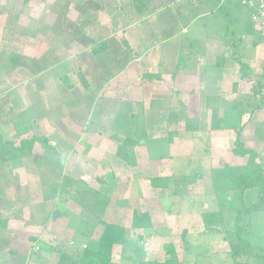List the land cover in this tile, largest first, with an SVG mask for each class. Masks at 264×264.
<instances>
[{"label":"rangeland","instance_id":"obj_1","mask_svg":"<svg viewBox=\"0 0 264 264\" xmlns=\"http://www.w3.org/2000/svg\"><path fill=\"white\" fill-rule=\"evenodd\" d=\"M112 6L121 7V3L116 4L110 0H0V148L4 147V154H6V151L17 148L20 140L44 137L64 158V162L61 163L62 158H56L36 143L32 156L17 158L18 155L11 154L10 162L0 161V216L11 220L10 226H13L11 231L18 227L21 232L20 234L12 233L11 237L15 236L16 238L12 237V239L16 241L14 243H17L12 249L17 247V253H20L25 245L23 242L31 243L25 230L27 226H33L31 231L39 232L43 230L39 227L45 223V225H51V228L49 233H44L47 236V239L42 238L44 243L47 240L60 248L71 247L72 249L65 250L64 255L75 261L77 256L75 249L84 243L98 240L103 231L100 221H104L119 223L127 232L124 245L112 248L113 264H119L124 252L133 248L137 234L147 236L143 245L148 258L162 261L168 257H174L184 264H232L233 261L228 254L234 233L235 213H226V226L225 229L221 228L224 231L213 233L204 230L198 213L202 209L204 211V207L213 211L218 208L219 201L211 180L212 170L224 164L238 165L239 158L232 153L234 132L229 126L226 127L229 121L235 123L238 116L236 111L221 108L217 119L212 121L211 113L206 109L204 102L209 95H216L227 103L241 101L244 97L248 99L251 96L252 84L258 80L259 75H256L253 70L254 74L249 71L248 78L242 79L239 68L238 73L235 71L230 74L232 77L230 81L222 80L223 76L219 73L208 75L210 78L203 83L204 89H198L203 113L198 120V130L194 132L197 138H193L191 132H186L192 137L194 147H192L191 155L196 157V163H191L194 158L189 156L172 160L173 167H182L178 169V175L173 171L174 175L169 177V187L165 191L157 192L156 195L151 193L153 199L148 206L142 202L138 204L134 201L133 185H129L130 182L126 181L127 177L136 178L138 177L136 174L140 175V173V176L145 177L149 173L152 179L160 178L157 177L156 167L145 172V175L142 174L139 170L140 165L137 164V158L140 160L142 153L137 150L140 148L141 141H144L143 146L149 148L148 157H155L159 151L161 156L168 155L162 153L163 142L167 141L164 137L168 133L161 137L154 128L152 129L155 132L154 136L148 135L144 138L136 135L137 130H145V118L147 117L148 120L152 117V111L156 115L164 111L161 115L167 116L166 124L173 125V129L178 126V129L182 130L184 124L178 110L179 95L169 94V97L171 96L169 102L167 99V101L161 100L160 103L151 104L148 101L151 100L149 97L143 99L144 104H141V101L130 103L131 100L126 99H132V97L126 89L125 80L129 81V76L133 77L134 81L139 80L140 76L144 79L142 71L148 63L150 67L160 69L159 73L155 74H161L163 79H168L170 75L165 70L167 67L164 65V58L157 54L149 53L148 58H142L140 61L136 60L137 57L133 53V56H126L125 48L128 43L122 36V29L125 30L127 26L124 23L117 24L115 40L110 37V29L114 30L113 27H115L111 24V20H115L110 12L111 10L114 12L115 7ZM121 11L125 12V9ZM123 18L127 17L124 15ZM141 25L142 22L136 28L140 30ZM232 28V26L228 27L224 33H230ZM143 29L147 31L144 35L149 40L153 31L148 26ZM78 30L86 36H91L97 46L101 40L108 42V48L110 45L115 48L117 44L120 53L116 55V62L119 66H124L125 60L127 62L129 60L131 68H134V71L130 70L133 73L122 76L119 74L121 77L118 76L119 80L115 79L114 82L112 78L100 79L101 69L98 63L96 64L91 49L86 48L75 37ZM261 31L264 35L263 26ZM130 35L132 37L130 44L133 45L135 39H138V34L130 32ZM247 35L252 40L253 35L248 31ZM257 46L259 51L264 53V39ZM250 48L255 47L251 44ZM107 50L115 59L113 51L110 48ZM22 59L26 62H22ZM100 61L99 57L98 62ZM34 62L40 63L41 67H46L33 76L29 73L28 67L33 66ZM60 74L66 75L69 87L59 78ZM153 75L148 76L156 79ZM205 75L203 71L200 73L201 78H206ZM80 77L91 86V89L83 86ZM179 90L181 94L189 91L182 88L178 89V93H180ZM232 93L234 96L231 97ZM136 97L134 99L138 98ZM123 99L130 104L121 105ZM259 105L261 109H256L250 114L243 112L240 121L244 126L243 129L246 127L249 130L243 133L245 145L253 147L254 151L260 149L258 153L262 154L260 161L264 167V146L260 148L262 143H257L261 141L262 136L264 140V98L263 102L259 99ZM249 106L253 108L254 104ZM197 110L198 107L195 106L194 113ZM130 111L135 114L131 121L133 125L130 123L127 129L130 131L123 135L121 133L126 131L122 130L120 133L115 127L128 119L124 114ZM26 119L31 121L30 128L26 124ZM255 127L261 129L254 131ZM128 140H133L134 144H126ZM124 144L127 145L125 151L132 152L135 158V164L128 165L126 174H122L124 172L122 168L117 170L112 167L117 160H111V153H109L117 148L114 156L116 158L118 146ZM168 144L165 143V146ZM217 144L220 145L221 151L217 149ZM204 152L208 155H203ZM47 158H50V161H47ZM144 159L145 156H142L141 161ZM168 159L170 157L166 160ZM194 174H198L195 180H200L201 184H196L194 181L182 187V178ZM93 188L98 189V200L103 203L88 209L82 199L95 197ZM196 193L198 195H195ZM247 193L246 198L244 196V202L251 203L256 190H249ZM72 208L73 211L75 208L79 210L71 215L79 216V224L82 226L71 232L73 241L70 242L68 233H64L62 228L67 227V224L74 225L73 220L70 222L69 217L64 218L61 224L56 222L55 227L52 223L55 215L60 211L63 213ZM177 209V217L165 214L166 211L175 212ZM134 210L140 212L149 210L152 220L150 229L144 231L132 229L131 220ZM190 210H196L197 212L194 213L198 215L193 216ZM244 223L247 227L244 238L254 246L264 247V214H251L245 217ZM183 232H185V243L182 239ZM22 233H24L23 237H21ZM5 237L10 239L11 245L13 241L9 235ZM166 244L174 246L173 253L163 249V245ZM9 247L11 246L7 242L3 257L0 251V264H9V259L11 260ZM62 257L61 254L60 262ZM249 262L247 264H251V261Z\"/></svg>","mask_w":264,"mask_h":264},{"label":"crops","instance_id":"obj_2","mask_svg":"<svg viewBox=\"0 0 264 264\" xmlns=\"http://www.w3.org/2000/svg\"><path fill=\"white\" fill-rule=\"evenodd\" d=\"M103 1V0H102ZM116 2V4L121 3V7H115L114 12L111 14L114 16L115 20H111V24L115 27L114 30L110 29V37L115 40L114 34L117 31V24L120 25V23H124L127 28L123 32V38L128 43L126 44L125 52L126 56L134 54L135 57H137L136 60L140 61L142 58H148V54L161 56L164 58L165 62L164 65L167 67L166 72L168 73L169 78L163 79L161 77V74H155L159 73L158 68L150 67V64L148 63L147 67L142 71L144 74V79H142V76H140L139 80H133V77L129 76V81L125 80L126 89L128 92H130L132 99L126 98L131 100L130 103L138 102L141 104H144L145 98L149 97L151 100L149 101V104L153 102L160 103L161 100L170 101L171 96L169 97V94H175L179 95L180 100L178 102V110L179 115L183 117L185 115L189 118H197L200 120L201 114V103L200 100L201 97L198 95V89L203 88L206 81L209 80L211 73H219L221 74L222 80L230 79V74L232 72L238 73V64L233 59L232 53L234 52L236 57L246 66L248 67L249 71L253 73V70L256 72V75L258 74L261 76L264 68V53H261L259 51V46L255 47L254 49L250 48V45L252 44L251 38H248L247 31L250 32V15L249 12L242 7L238 0H110ZM113 7V6H112ZM113 7V8H114ZM121 9H125V12L121 11ZM123 14H120V13ZM141 12V13H140ZM120 14V16H118ZM127 17L126 19L123 18V16ZM122 17V18H121ZM123 20V21H122ZM142 22V25L140 26V30L137 25ZM150 27V29L153 31L152 35L150 36L149 40L145 38L146 36L144 33L145 27ZM232 26V34L231 32L226 34L224 33L225 29ZM244 26V28L242 27ZM262 26V25H261ZM264 27V22H263ZM137 29V31H133ZM155 29V31L153 30ZM254 29L258 30V27L254 25ZM137 33V40L135 39L134 44H130L131 35ZM141 34H139V33ZM151 34V33H150ZM237 36V38H236ZM134 37V36H133ZM122 38V40H123ZM134 39V38H133ZM106 41V40H104ZM124 41V42H125ZM251 43V44H250ZM108 44V42H107ZM128 46V47H127ZM110 50L113 51V54L115 56V59H113V56L111 53H108L107 50L104 54V56H110L112 59L110 63L106 66V72H109L108 75L111 73L113 75H110V79H114L112 82L116 80H119V77L122 75H130L129 73H133L130 70L134 71V68H131V65L129 64V60H125L124 66H119V63L116 62V55L120 53L118 50L117 44H115V48L109 46ZM108 48V49H109ZM117 51V52H115ZM233 53V54H234ZM133 56V55H132ZM134 60V61H136ZM149 62L150 60H146ZM96 62V61H95ZM146 62V63H147ZM115 65V67H114ZM161 66V65H160ZM263 66V67H262ZM261 68L263 70H261ZM206 73L205 77L200 76V73ZM101 72V71H100ZM121 76H120V75ZM155 74V75H153ZM254 74V73H253ZM148 75H153L156 77L154 79L153 77H150ZM210 75V76H208ZM100 76V75H99ZM119 76V77H118ZM258 76V79H259ZM213 77V76H212ZM102 77L100 76V79ZM103 80V78H102ZM154 80V81H153ZM168 82V83H167ZM217 84L219 85V81H217ZM237 85V84H236ZM245 85V84H244ZM239 88V85H237ZM100 87V86H99ZM186 88L189 89V91H184V94H181L182 92L178 93V89ZM171 89V90H170ZM173 89V90H172ZM177 91H175V90ZM175 91V93H174ZM142 92V93H141ZM181 94V95H180ZM230 95V93H229ZM138 98H137V97ZM234 96L232 93L231 97ZM137 99H134V98ZM126 99L121 101V105L127 104L129 102L126 101ZM225 99V98H224ZM129 103V104H130ZM195 106L198 107L197 112L194 113ZM205 110V109H204ZM164 111L158 112L157 115L154 111H152L153 115L152 117L145 118L146 121H144V129L137 130L138 132L136 135L143 136L144 138H147L148 135L151 137L154 136L155 132L152 130L155 128V131L159 134V136L164 137L165 133H168L165 135L164 138L167 139L166 142H163L162 145L163 151L162 153H166L168 155L161 156L159 153H156L155 157L152 156V158L148 157V147H144V141H141L140 148L137 150L139 153L141 152L142 156H145V159L141 161L139 158H137V164L140 165L139 170L142 171V174L145 175V172L151 171L153 167H156L158 178H160L162 181L169 179V177L174 173L178 171V169H181L182 166H175L173 167L172 160L176 159H183L185 156L193 157L192 154V147H194L193 142L191 141L190 135L186 134V131L184 130V126L182 127V130L178 129V126H176L175 129H173V125L166 124L167 116H162L161 113ZM127 116V118H122L126 120L123 124H117L115 128L116 130H119L121 133L122 130L126 131L125 133H121L123 135L128 134L130 130L127 131V129L130 127L131 121H133V117H135V114L133 111H130L128 114H124ZM124 117V116H123ZM139 119V118H138ZM170 119V118H168ZM160 123V125H156ZM162 124V125H161ZM182 124H184L182 120ZM133 125V124H132ZM159 127V128H158ZM149 128V129H148ZM261 129L260 127H255L254 131ZM249 130L242 129L241 131V137L242 141L245 143V139L243 134L244 132H248ZM173 134V135H172ZM186 134V135H185ZM172 135V141L170 136ZM122 136V135H119ZM169 137V138H168ZM165 141V140H164ZM170 141V142H169ZM165 143H169L168 146H165ZM258 144L262 143L260 145V148H263L264 146V140L263 136L261 137V141L257 142ZM113 145V144H112ZM149 145L151 146V142L149 141ZM118 146V145H117ZM116 146V147H117ZM223 146V145H222ZM220 145L217 144V149L219 150ZM254 150L253 147H249ZM117 149V148H116ZM116 149H112L109 153H111L110 159H116V163L112 165L113 168H116L117 170L119 168H122L124 172L122 174H126L128 165L115 158ZM260 149H256L255 151L258 152ZM221 151V150H219ZM262 151V150H261ZM106 152V150H105ZM113 153V154H112ZM136 153V152H135ZM212 154V153H211ZM170 159L166 160L168 157ZM213 157V155H212ZM194 160L191 163H196L195 159L196 157H193ZM242 160V161H240ZM140 161V162H139ZM246 159H240L238 165H243L245 163ZM110 162V161H109ZM126 166V167H125ZM152 166V168H151ZM218 168V167H217ZM193 169H196L193 167ZM216 169V168H215ZM198 170V169H197ZM196 173L199 171H195ZM117 173V172H116ZM133 178V176L127 177V182L129 181V185H133L132 192H134V201L140 204L141 202L144 205L148 206V203L150 200L153 199L151 196V193L153 195L157 194V192L165 191L166 188L163 189H156L151 186L152 176L147 173L145 177L140 176ZM178 175V172H177ZM143 177V178H142ZM130 178V179H129ZM129 179V180H128ZM156 179V178H154ZM196 184H201L200 180L195 181ZM94 189L95 192V198L98 196L97 191L98 189ZM201 194V193H199ZM254 194V193H253ZM195 195H198L197 193ZM203 196V194H201ZM248 195V193H245V198ZM255 196V194H254ZM255 198V197H254ZM98 200V197L95 199ZM254 201V200H253ZM251 200V203L253 202ZM201 202V201H200ZM247 205L251 203L245 202ZM205 209V207H204ZM154 210V209H151ZM150 210V211H151ZM148 214L147 210H145ZM191 214L194 216L195 214L199 217L201 216L200 213H194L197 212L196 210H190ZM74 212H79L78 209L75 208L73 211V208L70 210H65L63 213L60 211L59 214L55 215L54 221L52 223V226L55 227L56 222H62V219L70 218L73 220L74 225L67 224V227L64 226L63 232L68 233V239H70V242H72V238L70 235L71 232L78 230L80 226H82L80 223V217L77 215H71ZM187 212V210H185ZM117 214V213H115ZM167 216L171 217H177L178 216V209L173 212V210L169 211V213L166 211L165 213ZM117 217V216H116ZM79 218V219H77ZM7 220V227L4 230L0 231V241L4 242L5 244L8 242L10 251L9 257H11V260L9 259V264H71V263H62V261H59V256L62 254H66L65 250L72 249L71 247H64L60 248V246H55V244L50 243L49 241L42 240V238L47 239V236L45 235L46 232H50L51 225H41L39 228L43 230H40L39 232H33L31 229L33 226H27L25 229L28 233L30 244L26 242L25 245H23L22 250L20 253L18 252V249H12V247H15L17 243L15 240L12 239L16 238L15 236H12V233H21L19 232L20 228H16L14 231H11V220L7 217H5ZM115 220V219H114ZM201 221V217H200ZM202 222V221H201ZM62 231V230H61ZM45 233V234H44ZM24 236V233H22ZM5 235H9V237L12 239L13 243L10 245V239L6 238ZM6 238V239H5ZM72 240V241H71ZM33 241V242H32ZM18 246V245H17ZM82 246H84L82 244ZM37 248V250L35 248ZM4 247H0V251L2 252L3 257V250ZM8 250V249H7ZM19 255V257H17ZM33 255V256H32ZM14 256V257H13ZM83 260L78 259V262L81 263Z\"/></svg>","mask_w":264,"mask_h":264},{"label":"trees","instance_id":"obj_3","mask_svg":"<svg viewBox=\"0 0 264 264\" xmlns=\"http://www.w3.org/2000/svg\"><path fill=\"white\" fill-rule=\"evenodd\" d=\"M250 25V34L253 35L252 46L256 47L264 39L263 32L261 27L259 30L254 29V23L251 18ZM264 22V21H263ZM75 37L79 42L84 45L86 48L91 49V53L94 56L96 64L101 69V77L103 79L110 78L111 74L106 72V66L111 62L110 56H104L105 52L108 49L107 41L101 40L98 42L91 39V36H86L83 33H80V30L76 32ZM75 38V39H76ZM97 46V47H96ZM234 53V52H233ZM233 59L237 62L239 66V72L242 79H247L249 75V69L246 64L242 63L235 55L233 54ZM101 58V61L98 62V58ZM20 61V60H19ZM25 61L22 59V62ZM29 60H27L28 62ZM9 62V60H8ZM13 62V60L11 61ZM26 62V61H25ZM31 62V61H30ZM10 63V62H9ZM106 63V64H105ZM16 63H14L15 65ZM40 63H33V66L28 67L29 73L33 76L45 69L46 66H40ZM19 67V66H18ZM59 78L67 84L69 87L68 79L65 74H60ZM80 81L86 89H91V86L84 82L83 78L80 77ZM236 86V85H234ZM264 98V70L251 87V96L246 99L245 97L241 101H232L230 103L225 102L220 97L216 95H209L205 98V107L211 113V120L215 121L217 119L219 109H229L230 111H236L237 120L235 123L227 124L226 127L234 132V140L232 143V153L240 159H246L243 165L228 166L226 164L222 165L220 168L212 170L211 180L213 182V188L215 190V195L218 198V208L213 210L203 209L200 212L201 221L203 228L206 232H220L224 231L221 228L226 226L225 215L226 213H235V219L233 221V237L230 241V252L228 257L232 259V264H264V247H258L252 245L246 238H244L247 227H245L244 219L245 217L251 214H264V167L260 161V156L258 152L247 147L242 141L241 131L243 129V124L240 121V116L245 113H252L256 109H261L259 105V99L263 102ZM251 99V101H249ZM254 104L253 108L249 105ZM10 115V113H9ZM12 117L14 115L11 113ZM10 118V116H9ZM27 120V119H26ZM30 120H27L26 124L30 128ZM184 130L186 132H191L193 138H197V135L194 134L198 130V119L189 118L183 116ZM225 127V126H224ZM173 135V134H172ZM172 135L169 139L172 138ZM195 140V139H194ZM38 143L44 150L51 153V155L56 158H62L61 163H63L64 158L59 155L54 146H52L48 140L44 137H32L30 139L20 140L19 146L13 150L6 151L4 154V147L0 148V161L10 162L11 154L18 155L17 158H24L32 156V151L34 145ZM126 144H134L133 140L126 141ZM127 145L118 146V153L116 155L117 159L125 162L127 165L133 166L135 164V158L132 152L125 151ZM8 154V155H7ZM203 155H208L207 152L202 153ZM7 155V156H6ZM47 161H50V158H47ZM198 173V172H197ZM198 174L193 176H184L182 178L181 186L184 187V184H192L195 179H197ZM85 184L84 182L80 181ZM170 184V179L161 180V179H152L151 186L156 189L168 188ZM224 193L222 194V191ZM249 190H256L254 201L247 205L244 202V195ZM84 205L89 209L92 206L95 207L96 204L102 205L103 201L95 200V197H89L82 199ZM105 206V205H104ZM203 206V205H202ZM103 226V231L98 240L93 242L84 243V246L75 249L76 258L75 261L73 258H68L63 255L62 263H71V264H113L112 263V248L114 246H123L126 240V229L119 223L113 222H104L100 221ZM7 220L1 218L0 216V231L6 229ZM131 227L137 231H144L152 227V220L150 215L147 212H140L134 210L132 213ZM146 237H143L141 234H137L133 248L128 252H124V255L120 257L119 264H184L180 260L174 257H168L162 261L156 258H148L146 249L143 245ZM182 239L185 243V232L182 234ZM5 243L0 241V247H4ZM163 249L173 253L174 246L171 244L163 245ZM81 256V257H80ZM84 259L81 263L78 262V259ZM73 260V261H72ZM248 261V262H247Z\"/></svg>","mask_w":264,"mask_h":264},{"label":"built area","instance_id":"obj_4","mask_svg":"<svg viewBox=\"0 0 264 264\" xmlns=\"http://www.w3.org/2000/svg\"><path fill=\"white\" fill-rule=\"evenodd\" d=\"M250 15L252 22L260 28L264 21V0H238Z\"/></svg>","mask_w":264,"mask_h":264}]
</instances>
